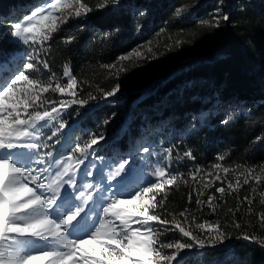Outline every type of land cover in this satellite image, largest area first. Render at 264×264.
<instances>
[{
  "label": "trees",
  "instance_id": "1",
  "mask_svg": "<svg viewBox=\"0 0 264 264\" xmlns=\"http://www.w3.org/2000/svg\"><path fill=\"white\" fill-rule=\"evenodd\" d=\"M28 1L0 0V22ZM221 1L223 8L220 0H110L98 8L103 0H85L92 11L63 25L47 42L42 59L59 78L66 64L76 76V97L88 101L81 110L93 106L83 120L89 133L119 108V102L104 92L119 85L129 90L120 96L128 99L127 104L141 97L137 112L144 109L146 116L137 121L149 130L164 131L159 137L148 136L153 160L177 168L189 181L166 186L164 207L174 215L188 208L198 223L219 220L230 234L223 244L190 249L184 264H264V246L240 238L245 232L264 238L258 219L264 213V175L259 183L249 179L248 184L241 176L240 187L228 190V182L236 184V172L253 168L258 173L264 167V0ZM220 8L224 12L216 18ZM5 26L0 27V51L10 47ZM69 38L73 39L69 42ZM137 48L144 55L124 61L126 70L105 67L119 68L118 58ZM189 152L191 157L185 155ZM220 155L226 159L218 161ZM215 163L230 171H221L220 181L208 177L212 186L198 197L207 181L198 184L188 173L196 168L211 170ZM236 165L241 167L233 170ZM219 187L226 189L223 197L216 191ZM208 196L216 197L215 213L206 203ZM197 198L205 201L203 206L197 205ZM159 214L171 219L163 210ZM233 221L241 227L233 228ZM167 237L187 239L178 232H168Z\"/></svg>",
  "mask_w": 264,
  "mask_h": 264
},
{
  "label": "snow or ice",
  "instance_id": "2",
  "mask_svg": "<svg viewBox=\"0 0 264 264\" xmlns=\"http://www.w3.org/2000/svg\"><path fill=\"white\" fill-rule=\"evenodd\" d=\"M109 2L103 0L97 7L104 8ZM91 11L85 0H45L42 6H36L9 22L11 35L24 44L43 45L70 19L86 16ZM148 51H151L150 47ZM143 55L141 49H133L118 58L119 68L117 64L105 67L123 71L126 70L124 61ZM39 63L45 69L49 67L46 60ZM23 69L27 74L15 67L0 71V264H184V250L223 244L229 238L230 234L219 220L198 223L188 208L175 215L168 213L164 207L168 195L166 186L170 189L189 181L182 173L167 166H157L152 173L156 177L155 182L148 181L146 187L132 184V188L139 187L133 194V191L125 189L136 169L129 166L127 159L119 162L108 178L116 181L121 191L103 204L102 213L97 211L103 197L95 195L94 184L83 182V176H92L93 173L85 168L81 182L76 176L84 164L80 157H86L104 137H93L83 145L77 143L66 158L56 159L52 151H41L50 147L47 140L56 137L66 127V122L54 126L55 130L47 140L42 139L41 129L57 121L60 113L71 104L88 102L76 98V76L71 74L66 64L63 76L68 78L67 84L62 86L57 80L53 86L55 74L43 79L37 63H25ZM119 90L120 86L116 85L103 94L105 97L113 96ZM50 91L67 93L73 99L59 101V107L45 108L46 103H56L46 99L45 94ZM89 99L95 97L89 95ZM142 151L148 153L149 148L144 147ZM185 155L191 157L190 152ZM217 159L224 161L226 157L220 155ZM132 163H136L135 159ZM240 167L236 165L233 170ZM221 171L227 174L230 168L215 163L211 170L196 168L188 173L198 184L207 181L202 183L198 197L203 195V189L212 186L213 181L208 177L215 181L222 179ZM262 175L264 167L258 173L253 168L236 172V184L228 182V190L235 191L240 187L241 176L244 184H248L249 179L259 183ZM216 191L223 197L226 189L219 187ZM125 195L130 199L121 198ZM261 197L264 204V193ZM191 199L189 194V201ZM244 199L252 204L249 197ZM215 200V196H208L206 201L213 213L219 207ZM196 203L203 206L205 201L197 198ZM150 210L158 214H151ZM161 210L171 219H161ZM236 211H239V206ZM248 211L251 213L252 209ZM93 212L96 219L90 216ZM228 212L235 215L232 209ZM258 219L264 228V213L259 214ZM157 224L163 227H157ZM240 227L233 221V228ZM168 232H178L187 239L169 240ZM240 238L258 241L264 246V238L254 234L245 232Z\"/></svg>",
  "mask_w": 264,
  "mask_h": 264
},
{
  "label": "rangeland",
  "instance_id": "3",
  "mask_svg": "<svg viewBox=\"0 0 264 264\" xmlns=\"http://www.w3.org/2000/svg\"><path fill=\"white\" fill-rule=\"evenodd\" d=\"M41 1L42 0H29L27 3L20 5L17 9H14L8 18L9 20L5 21V23H0V27L6 25L4 28H6L9 32L8 44L10 45L8 50L0 51V71H7L8 68L15 67L19 70L26 71L27 74V70L23 69V64L35 62L40 68L39 75L43 79L47 80L52 76V74H55L54 72H51L49 67L47 69H43L44 71H47L46 74H43L41 71L43 66L39 63V61H44L42 59V54L44 50L47 49V42L43 45H33L31 43L24 44L22 41H19L11 35L9 22L13 21V18L27 14L30 10H34L36 7L35 5ZM219 4L223 8L221 0ZM222 8L216 11V18H220L218 14H223L224 11ZM57 80L62 86H64L67 84L68 78L64 76L59 78L55 74L53 86H55ZM125 91L129 92L128 89L120 87V90L115 95L107 97L111 100H117L119 102V108L111 115L108 121L91 133L88 132V128L84 124L83 120L85 118V114L88 111H91L93 106L85 105L87 107V111L83 112L81 108L83 109L84 105L80 104H71L70 107L60 113L57 121H53L49 127L41 129L44 134L42 139L47 140V137L51 136L52 131L55 130L54 126H58L60 122H66V127L58 133L56 137H53L51 140H47L50 147L41 149V151L44 152L52 151L54 158L56 159L66 158L71 153V150L75 148L77 143L83 145L86 141L91 140L93 137L101 135L104 137V139L100 140L97 145L93 146V149L86 157H80L84 159V164L81 165L76 176L77 181L81 182L83 170L85 168L93 173L92 176H83V182L94 184L96 186L95 195L103 197L101 204L97 207V211L101 213L103 204H106L114 194L121 191V189L117 186V182L108 178L109 173L116 166H118L119 162H123V160L127 159L129 161V166L136 169L129 186L125 189L133 191V194L134 191L139 190V187H146L148 181L155 182L156 177L152 175L154 169L157 166H164L161 162L153 160L154 157L150 150L151 144L148 138L150 134L158 135V133H163V129L161 130L158 127L156 129L149 130V128L146 127V123L137 121L139 118L146 116V111L144 109L137 112L141 97L134 98L129 104H127L126 101L128 99L125 98L124 100V98L120 97L123 93H125ZM45 97L47 100L56 102L55 104L46 103L44 107L48 109L53 106L59 107V101H70L73 99V97L67 93L60 94L53 93L51 91L46 93ZM173 128H175V125H173L172 129ZM57 141L59 142L57 143ZM123 141L126 143L123 144ZM144 147L149 148L148 153L142 151ZM76 155L79 157V153H76ZM133 159L136 161L135 164L132 163ZM170 168L175 171L177 169L175 167ZM136 183L139 184V187L132 188L131 185ZM121 198L130 199V196L125 195ZM90 216L92 219H96L95 212L90 213ZM133 226L135 227V225ZM156 226L162 227L158 224ZM189 250L190 249L184 250L182 253L183 260Z\"/></svg>",
  "mask_w": 264,
  "mask_h": 264
},
{
  "label": "bare ground",
  "instance_id": "4",
  "mask_svg": "<svg viewBox=\"0 0 264 264\" xmlns=\"http://www.w3.org/2000/svg\"><path fill=\"white\" fill-rule=\"evenodd\" d=\"M45 0H42L40 3H38L37 5L35 6H42L44 4Z\"/></svg>",
  "mask_w": 264,
  "mask_h": 264
}]
</instances>
